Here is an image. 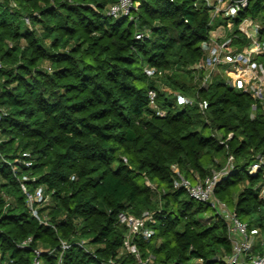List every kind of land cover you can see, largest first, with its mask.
Instances as JSON below:
<instances>
[{"label":"trees","instance_id":"16d2710c","mask_svg":"<svg viewBox=\"0 0 264 264\" xmlns=\"http://www.w3.org/2000/svg\"><path fill=\"white\" fill-rule=\"evenodd\" d=\"M114 1L0 0V264H29L35 248H60L63 240L71 242L64 264H138L124 246L128 227L119 214L146 211L154 233L137 240L142 255L167 264H225L232 250L225 221L175 186L174 166L196 182L222 169L231 153L235 166L217 195L252 228L253 214L264 210L256 187L262 175L248 172L264 151V114L252 117L251 94L221 72L203 86L204 71L190 68L203 56L210 7L137 0L133 18H116L107 14ZM246 16L264 21V0H249L236 21ZM140 31L149 35L138 39ZM151 89L165 115L152 105ZM178 93L193 102H180ZM16 159L32 165L21 162L15 174ZM25 174L36 178L27 181L30 190L44 185L51 194L40 207L48 224L27 204ZM6 194L14 198L8 207ZM82 239L92 251L77 243ZM42 257L56 263L54 254Z\"/></svg>","mask_w":264,"mask_h":264},{"label":"built area","instance_id":"2783aa9c","mask_svg":"<svg viewBox=\"0 0 264 264\" xmlns=\"http://www.w3.org/2000/svg\"><path fill=\"white\" fill-rule=\"evenodd\" d=\"M199 5L205 1L211 10L210 25L212 26L209 36L201 46L203 56L193 63L190 68L196 71H204L202 85L209 86L215 73L221 72L227 81L240 91L250 93L253 97L251 105V116L255 117L259 113L264 114V21L258 17L246 16L240 22L236 21L241 10L246 9L249 0H195ZM16 5V3H12ZM140 1L137 0H117L109 4L107 14L113 17L131 16L132 11L137 9ZM26 22L32 27L30 17H25ZM238 29L239 31H236ZM149 31H140L136 34L138 39L146 38ZM239 36L246 37L248 41L242 46L234 43ZM51 68V67H50ZM145 71L148 75H155L157 68L146 65ZM199 78V76H197ZM179 100L182 103H192L191 97L178 93ZM157 91L150 90L151 103L158 109L161 115L166 114V110L158 106ZM200 107L205 111L207 103L199 102ZM233 136L231 132L228 138ZM3 137L0 135V144ZM222 142H225L222 140ZM25 163L31 166L32 161L25 159H16L13 164L15 174H18L19 164ZM235 166V155L230 154L225 166L222 169L213 170L212 174L205 178L198 177L196 182L187 178L178 166H174L177 173L175 186H183L188 193L195 199L210 204L217 214L225 221L228 229L229 239L232 244L231 253L225 256V264H264V229L261 226L251 227L247 220L242 219L237 211L232 208L226 201L222 200L216 193L218 183L228 176ZM248 172L251 174L261 173L262 179L256 187H259V196L264 200V151L256 156L249 167ZM32 175L25 174L20 178L21 186L27 196V204L33 215L40 222L48 224L49 215L47 212H41L40 207L47 205L51 201V194L44 185L37 186L34 190L28 188L27 181L35 180ZM147 183L156 188V184L147 180ZM6 205L14 203V198L5 195ZM153 219V213L146 211L142 215H136L129 212L119 214L120 222L128 227L125 235L124 246L129 253L137 257L138 264H167L157 260L156 255L150 253L147 256L142 255L137 240L141 237L148 239L154 230L148 226V221ZM1 221V214H0ZM33 241L30 236L23 240L19 246H29ZM87 239L77 242L87 251L93 249L88 245ZM71 242L63 240L60 248L37 247L34 249L32 262L29 264H44L42 254L48 252L55 255V264H64V254L66 249L70 248ZM109 264H116L113 260Z\"/></svg>","mask_w":264,"mask_h":264},{"label":"rangeland","instance_id":"374dc122","mask_svg":"<svg viewBox=\"0 0 264 264\" xmlns=\"http://www.w3.org/2000/svg\"><path fill=\"white\" fill-rule=\"evenodd\" d=\"M183 95V94H182ZM218 160H221V159H223V158H220V157H218L217 158ZM228 160V159H227ZM213 213H215V210H213V209H210L209 210V212H208V214L209 215H212ZM264 215V210L262 211V212H260V213H254L253 214V217H252V220H253V223L256 225V226H259V224H260V222H261V215Z\"/></svg>","mask_w":264,"mask_h":264}]
</instances>
